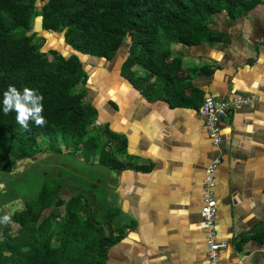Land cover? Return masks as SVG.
I'll use <instances>...</instances> for the list:
<instances>
[{
    "label": "crops",
    "instance_id": "0c3cea01",
    "mask_svg": "<svg viewBox=\"0 0 264 264\" xmlns=\"http://www.w3.org/2000/svg\"><path fill=\"white\" fill-rule=\"evenodd\" d=\"M209 27L227 39L174 45L189 64L183 73L203 98H251L222 119L219 146L197 108L149 100L121 75L129 46L109 60L113 66L98 61L88 71L89 81L96 80L90 102L96 109L95 143L111 150L112 165L115 158L126 165L110 168L109 204L118 222L133 223L108 248L105 264H209L200 209L205 167L215 157L221 160L215 173L216 232L227 242L221 264H264V240L255 237L264 230V3L234 19L223 11ZM204 66L210 72L197 70ZM133 69L142 74V68ZM116 136L126 141L121 153L115 152ZM141 165L150 168L140 170Z\"/></svg>",
    "mask_w": 264,
    "mask_h": 264
},
{
    "label": "trees",
    "instance_id": "16d2710c",
    "mask_svg": "<svg viewBox=\"0 0 264 264\" xmlns=\"http://www.w3.org/2000/svg\"><path fill=\"white\" fill-rule=\"evenodd\" d=\"M260 3L264 0H0V173H10L18 161L33 160L45 148L59 151V140L66 146L81 144L93 154L98 151L109 169L126 166L116 158L112 165L111 150L95 143L90 127L96 109L85 100L87 74L79 56L41 50L31 31L35 16H40L43 30L63 32L64 42L76 52L106 60L129 38L121 75L149 100L198 109L202 92L183 73L182 58L172 45L223 42L226 33L209 27L214 15L225 11L234 19ZM197 70L210 72L206 66ZM9 85L38 90L44 97L45 126L30 122L25 130L16 123L15 112L3 114V93ZM116 137L120 142L115 152L121 153L126 141ZM137 168L149 170L150 165ZM52 182L22 198L24 207L10 214L17 230L3 227L0 264H105L108 248L133 223L118 222L116 207L95 206L75 187L64 199L63 178ZM1 194L0 205L5 201ZM59 206L64 207L62 213ZM98 212L101 222L96 220ZM255 237L264 240V230Z\"/></svg>",
    "mask_w": 264,
    "mask_h": 264
},
{
    "label": "rangeland",
    "instance_id": "374dc122",
    "mask_svg": "<svg viewBox=\"0 0 264 264\" xmlns=\"http://www.w3.org/2000/svg\"><path fill=\"white\" fill-rule=\"evenodd\" d=\"M39 4L40 2L38 1V5ZM31 31L36 33L35 41L41 50L47 52L50 49H54L66 56L73 52L72 49L64 42L62 33L51 31H49L51 33H46L45 31H41L38 28L36 16L33 18ZM129 45L130 41L129 38H127L117 51L115 61L119 56L124 54ZM172 50L174 52L178 50L174 44L172 45ZM84 55L85 54H82L80 56V60L82 67L87 74L86 83L83 85L86 89L85 100L92 102L93 91L95 94L96 86L94 87V84L96 80L93 78L92 82L89 81V78L91 77H89L88 71L90 69H94L98 65V61H105L106 65L112 66L115 63L104 58ZM196 64L197 63L192 61L191 65ZM182 67L184 69H188L189 64L186 61H183ZM141 70V72L145 74L144 69ZM98 71L100 70L98 69ZM91 104L93 105V103ZM90 128L91 132H97V128L93 125H91ZM42 146H47V144L42 142ZM57 146L60 148L59 151H51L50 148L46 150L45 148L37 154L40 157L38 160L35 161L25 159L18 161L16 163V168H14L10 173H0V188L4 189V192H0L2 193L1 196L5 200L13 198L22 200V198L25 199L26 197L37 194L44 183L50 181L56 182L58 181V178L66 177V179H69L70 186L75 187L74 190L76 191L79 190L84 192L83 194L91 198L92 203H95V206L99 205L108 207L110 205L108 199L110 192L107 191V187L111 184V179L109 177L110 169L106 165H100L97 163L96 157H98V153L93 154L87 152L81 144L77 146L74 143H69V145L66 146L62 140L58 141ZM51 164L55 165V167L50 166ZM68 194L69 193L67 191V195ZM93 205H91V208ZM17 210H19V207ZM47 210L44 211L43 215L47 212ZM4 216V214H1L0 220H2ZM96 220L101 222V216L98 215ZM3 227H9L12 232H16L17 230V225L13 222H8L6 224L0 223V235Z\"/></svg>",
    "mask_w": 264,
    "mask_h": 264
},
{
    "label": "built area",
    "instance_id": "2783aa9c",
    "mask_svg": "<svg viewBox=\"0 0 264 264\" xmlns=\"http://www.w3.org/2000/svg\"><path fill=\"white\" fill-rule=\"evenodd\" d=\"M251 101L250 97L240 94H228L223 98L205 96L198 112L203 117L204 127L207 135L213 143L219 146L222 142L221 121L229 111L239 105L247 104ZM220 157H215L205 167L203 179V204L201 213L205 225L207 259L209 264H221L219 259L220 250L225 248L227 242L217 238L216 232V212L217 203L215 197V173L220 163Z\"/></svg>",
    "mask_w": 264,
    "mask_h": 264
},
{
    "label": "clouds",
    "instance_id": "9594fccd",
    "mask_svg": "<svg viewBox=\"0 0 264 264\" xmlns=\"http://www.w3.org/2000/svg\"><path fill=\"white\" fill-rule=\"evenodd\" d=\"M43 99L44 97L36 89L23 87L21 90L14 85H9L3 93L2 111L5 116L15 112L16 123L25 130H28L30 122L43 127L47 123L43 115ZM8 222L10 217L7 215L0 220V223Z\"/></svg>",
    "mask_w": 264,
    "mask_h": 264
},
{
    "label": "flooded vegetation",
    "instance_id": "af4514ba",
    "mask_svg": "<svg viewBox=\"0 0 264 264\" xmlns=\"http://www.w3.org/2000/svg\"><path fill=\"white\" fill-rule=\"evenodd\" d=\"M39 154V153H38ZM38 158H40L37 154L36 156L34 157L33 160H38ZM50 166H53L55 167V165H50ZM63 167V166H61ZM63 180L65 181L66 185L64 187H62L60 189V194L61 196L64 198V199H68L71 195V186L69 184V179L66 177L63 178ZM67 191H68V195H67ZM67 195V196H66ZM19 207V210L22 209L24 207V201L21 200V199H18V198H13V199H10V200H5L2 205H0V215L1 214H4V215H10L14 210H17V208ZM58 209L61 211V213L63 212L64 210V207L63 206H59Z\"/></svg>",
    "mask_w": 264,
    "mask_h": 264
},
{
    "label": "water",
    "instance_id": "95a60500",
    "mask_svg": "<svg viewBox=\"0 0 264 264\" xmlns=\"http://www.w3.org/2000/svg\"><path fill=\"white\" fill-rule=\"evenodd\" d=\"M37 17V24H38V28L41 30V31H45L46 33H51V32H49V31H46V30H43L42 28H41V18H40V16H36ZM60 33H62L63 34V32H60ZM63 38H64V35H63ZM68 45V44H67ZM69 46V48H71L72 49V51H73V53H76L78 56H79V58H80V56L82 55L81 53H79V52H76L70 45H68ZM66 56V55H65ZM85 56V55H84ZM88 56V55H87Z\"/></svg>",
    "mask_w": 264,
    "mask_h": 264
}]
</instances>
